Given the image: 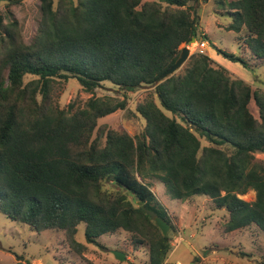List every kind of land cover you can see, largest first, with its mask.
<instances>
[{
	"label": "trees",
	"instance_id": "obj_1",
	"mask_svg": "<svg viewBox=\"0 0 264 264\" xmlns=\"http://www.w3.org/2000/svg\"><path fill=\"white\" fill-rule=\"evenodd\" d=\"M39 1L29 44L12 33L14 24L2 27L5 38L0 33V213L37 233H62L76 255L87 249L76 240L79 225L86 244L127 233L135 250L147 249L148 264H164L171 237L153 218L171 231L173 224L151 190L157 180L172 200L204 196L224 210L223 233L254 227L264 235V160L257 158L264 90L200 53L155 84L180 47L199 37L192 0ZM216 5L229 18L225 30L244 33L238 55L216 52L245 69L263 66L264 0ZM68 80L91 94L82 106L53 102ZM104 84L120 97L95 96ZM141 89L135 113L143 130L130 136L107 128L103 120L126 110L128 94ZM250 190L254 201L239 198Z\"/></svg>",
	"mask_w": 264,
	"mask_h": 264
},
{
	"label": "rangeland",
	"instance_id": "obj_2",
	"mask_svg": "<svg viewBox=\"0 0 264 264\" xmlns=\"http://www.w3.org/2000/svg\"><path fill=\"white\" fill-rule=\"evenodd\" d=\"M190 5L197 12L199 35L196 41L190 44V54L197 53L196 43L204 40L208 46L203 54L226 68L232 77L249 84L253 90H264V65L259 63L253 70L245 69L239 63H232L216 52V49H221L238 55V47H242L244 33L235 34L225 30V25L229 22L226 11L216 5V0H192ZM40 15L39 0H21L11 6L1 4V36L6 37L2 33L3 26L10 27L14 24L10 27L12 33L21 42L29 44L37 34ZM183 47H188V44L180 48ZM243 54L247 55L244 52ZM187 61L177 73H182ZM31 78L27 77L26 81ZM145 92V89H141L129 93L127 109L106 117L103 120L106 127L130 136L140 133L145 122L135 113V105L143 98ZM54 95L53 102L60 108H66L71 102L79 107L91 98V94L83 92L76 80L62 82ZM95 96L120 97L109 84L102 85ZM249 107L257 118L255 105L251 103ZM201 143L202 146L207 145L204 140H201ZM257 158L264 160V155H258ZM150 182L152 192L166 207L173 224V231L171 228L168 231L172 249L164 264H264V235L256 228L225 234L221 228L228 215L224 210L215 211L208 198L194 196L183 202L172 200L161 183L157 180ZM239 198L252 202L255 200V192L250 190ZM76 240L87 247L82 255H76L69 250L62 233H37L0 213V264H148L147 249L135 250L127 233L104 235L96 240L97 244H86L84 226L79 225ZM113 252H122L126 260L117 261Z\"/></svg>",
	"mask_w": 264,
	"mask_h": 264
},
{
	"label": "water",
	"instance_id": "obj_3",
	"mask_svg": "<svg viewBox=\"0 0 264 264\" xmlns=\"http://www.w3.org/2000/svg\"><path fill=\"white\" fill-rule=\"evenodd\" d=\"M195 41L196 40L193 38L188 43V45L194 43ZM190 56H191L190 49L188 47H183L180 50L179 56L174 62V64L155 80V84L157 85L163 82L164 80H166L167 78L173 76L177 71H179L182 68V66L189 59ZM140 204L141 203H139V206ZM153 220L155 222L156 227L160 230L161 234L163 236H166L168 234L170 226L165 221L161 220L160 218L156 216L153 218ZM113 256L119 262H124L126 260L125 254H123L122 252H113Z\"/></svg>",
	"mask_w": 264,
	"mask_h": 264
},
{
	"label": "built area",
	"instance_id": "obj_4",
	"mask_svg": "<svg viewBox=\"0 0 264 264\" xmlns=\"http://www.w3.org/2000/svg\"><path fill=\"white\" fill-rule=\"evenodd\" d=\"M208 46L207 42L206 41H202L200 43H196V48H197V53H200V54H203L204 53V49H206ZM190 47V45H188V48Z\"/></svg>",
	"mask_w": 264,
	"mask_h": 264
}]
</instances>
